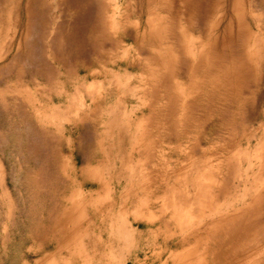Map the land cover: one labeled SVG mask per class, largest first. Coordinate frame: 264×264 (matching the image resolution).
Instances as JSON below:
<instances>
[{
  "label": "rangeland",
  "instance_id": "rangeland-1",
  "mask_svg": "<svg viewBox=\"0 0 264 264\" xmlns=\"http://www.w3.org/2000/svg\"><path fill=\"white\" fill-rule=\"evenodd\" d=\"M263 258L264 0H0V264Z\"/></svg>",
  "mask_w": 264,
  "mask_h": 264
},
{
  "label": "bare ground",
  "instance_id": "bare-ground-1",
  "mask_svg": "<svg viewBox=\"0 0 264 264\" xmlns=\"http://www.w3.org/2000/svg\"><path fill=\"white\" fill-rule=\"evenodd\" d=\"M263 256V255H262ZM262 261H264V258H263V260Z\"/></svg>",
  "mask_w": 264,
  "mask_h": 264
}]
</instances>
